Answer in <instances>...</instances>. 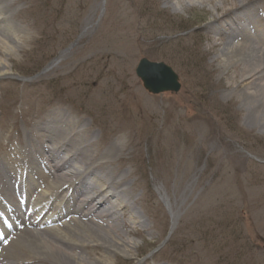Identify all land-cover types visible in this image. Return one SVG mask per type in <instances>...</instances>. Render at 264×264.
<instances>
[{
    "label": "rangeland",
    "instance_id": "rangeland-1",
    "mask_svg": "<svg viewBox=\"0 0 264 264\" xmlns=\"http://www.w3.org/2000/svg\"><path fill=\"white\" fill-rule=\"evenodd\" d=\"M2 1L28 37L0 50V154L57 109L85 123L98 151H118L116 174L135 198L123 196L131 210L116 215L128 252L68 251L88 264H264L263 114L243 91L241 65L223 71L218 58L226 38L214 31L226 33L227 20L210 19L249 2L264 11V0ZM243 34L237 41L252 47ZM142 57L169 65L179 91L148 92L134 72Z\"/></svg>",
    "mask_w": 264,
    "mask_h": 264
},
{
    "label": "bare ground",
    "instance_id": "bare-ground-1",
    "mask_svg": "<svg viewBox=\"0 0 264 264\" xmlns=\"http://www.w3.org/2000/svg\"><path fill=\"white\" fill-rule=\"evenodd\" d=\"M9 5L8 2L0 0V30L4 29V35L0 34V50L8 46V39L15 40L18 37V42L22 43L28 37L26 34L20 35L12 24L10 14L15 11V8L11 10ZM246 6L240 5L229 9L228 12L224 10L225 13L223 11L211 17L210 19L216 18L211 22L218 25L219 21L223 23L233 15V21L240 16L245 19L240 20L239 24L246 27L245 20L247 25L252 24L255 31H263L259 29L258 23L256 25L254 23L257 22V16L249 19L244 14L246 10L247 13L250 11L255 14L252 11L255 7L246 9ZM238 26L237 24L229 28L226 33L224 29V33L220 30L215 31L218 36L226 38L220 42L221 47L217 55L221 58L223 71L236 67L238 64L241 65L239 78L241 82H245L243 91L247 98L253 99L251 102H255L251 103L252 109L256 110L255 116L262 113L261 117L264 120V41L255 40L254 36L248 34L247 27V29L244 27L236 30ZM242 32L246 33V37L254 40L252 47L242 46L237 41V37L242 36ZM5 67H8L6 61L0 59V77L8 74ZM49 67L50 65L45 70ZM67 116L68 114L63 111L51 110L45 118L34 121L35 123L30 124L23 131L22 141L14 139V143L10 144L16 150L12 153L11 163H17L11 169L15 177L18 170L20 187L26 189L24 193L26 196L22 197L24 203L21 207L24 210L19 207L21 221L12 224L13 227L10 229L5 228V237L0 239V264H52L55 262L68 264L64 261L66 258L76 264H88L83 257L69 252L68 246L89 249L88 252L103 248L109 249L111 253L124 250L128 252V249L132 247L131 240L125 237L127 233L124 232L125 235L118 233L121 230L117 224L116 215L118 212L124 215L131 210L130 205H127V201L122 197L129 196L132 201L135 200L127 182V175L116 174L118 166L114 167L113 162L118 157V151L111 154L104 148L98 151L100 148L92 144L90 138H86L88 127L85 123L77 118L69 119ZM53 117H56V121ZM91 144L93 147L96 146L97 152L92 150ZM6 149L3 148V150ZM4 154L0 155L6 156ZM1 159L0 157V170L1 166H7ZM38 168H41L47 176L48 181L45 184L34 181L33 171L37 173ZM2 176L0 174V179H3ZM85 178L89 179L88 182H84ZM125 185L126 187H123ZM12 186L3 181L0 184V193L10 197L8 199L11 202H16L15 197H11L10 194L14 189ZM0 211L1 222L3 216L15 218L17 214L9 203L5 204V201L3 203L1 199ZM130 213L129 218L136 219V213ZM176 220V214L172 213L171 229L175 226ZM47 231L52 234L46 233ZM21 245L28 248L26 256L16 251V248ZM48 254L54 255L53 260L47 258ZM102 257L106 259L107 255ZM6 261L9 262L5 263Z\"/></svg>",
    "mask_w": 264,
    "mask_h": 264
},
{
    "label": "water",
    "instance_id": "water-1",
    "mask_svg": "<svg viewBox=\"0 0 264 264\" xmlns=\"http://www.w3.org/2000/svg\"><path fill=\"white\" fill-rule=\"evenodd\" d=\"M134 72L144 88L152 94L176 93L180 89L177 74L162 61H152L142 57L137 62Z\"/></svg>",
    "mask_w": 264,
    "mask_h": 264
}]
</instances>
